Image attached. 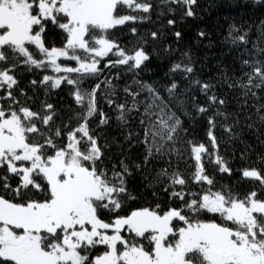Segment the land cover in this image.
Masks as SVG:
<instances>
[{"label": "snow or ice", "instance_id": "6c2138e0", "mask_svg": "<svg viewBox=\"0 0 264 264\" xmlns=\"http://www.w3.org/2000/svg\"><path fill=\"white\" fill-rule=\"evenodd\" d=\"M160 2L185 5L184 14L194 15L192 5L196 0ZM152 7L148 0H0V64L7 65L0 67V91L4 93L0 100L7 102L0 103V170L6 173L0 174V189L12 194L11 198L0 194V264H264V199L258 198L256 191L243 198L231 191H213L214 181L205 171L207 159L220 172L231 173L223 157L217 154L219 146L212 131L215 116L223 113L217 111L215 116L208 117L212 152L203 143L187 142L195 168L190 179L209 187L199 193L185 192L188 180L180 172L169 174L162 169L158 174V178L168 179L170 187L181 186V190L171 193L182 202L180 208L161 212L156 205L154 209L144 207L119 215L126 201L135 199L127 188L128 165L121 161V170L113 169L111 175L98 167L103 152L91 133L89 121L98 113L96 97L101 84L108 90L106 102L115 105L116 118L122 123H127L128 113L143 106L140 124L146 147L144 164L149 158L165 153L181 156L175 147L181 120L169 110V103L153 85L134 80L137 91L126 87L124 92L131 97L130 106L127 101L116 104L109 98L114 94L110 91L114 85L107 78L96 83L91 91L80 87L86 79H98L105 68L126 66L130 72L141 69L150 59L143 47L145 39L141 37L129 52L110 38V33L148 18L121 13L147 14ZM173 23L168 21L169 25ZM50 26L65 34L62 47L46 46ZM232 31L239 30L230 31L231 43H248L247 33L232 36ZM131 32L136 34L137 29L132 27ZM149 35L153 40L158 38L155 31ZM175 35L180 37L179 32ZM253 47L258 55L264 52L258 45ZM109 54L116 59H109L101 68V60ZM61 58L74 61L76 66L62 65ZM188 59L187 64L177 62L169 69V74H179L188 81L184 94L199 87L209 106L224 105L225 101L215 94L208 95L213 85L189 79L194 69ZM21 64L29 66V71L51 69L53 74L43 75L39 82L50 89H59L65 83L73 87L74 101L82 109L76 113L79 121L76 127L62 133L57 126L53 131L50 125L56 113L52 104L42 105L43 115L20 104L13 94L19 82L12 73ZM242 64L250 68L244 73L246 82L238 79L228 87L241 88L245 97L249 93L256 96L253 88L264 90V58L243 60ZM30 83L35 86L37 81ZM178 88V82L173 80L166 92L183 105ZM141 93L147 94L144 99H138ZM20 94L24 95L23 90ZM192 99L195 101L194 96ZM195 107L198 113L208 111L205 106ZM262 110L264 105L257 109L259 119L264 121ZM99 115V124H107L104 113ZM37 122L48 131H42ZM64 128L68 129V125ZM225 130L231 132L230 127ZM62 135L66 142L61 145L56 138ZM10 176L19 180L15 187L9 183ZM242 176L259 182L264 189L260 170L243 169ZM104 212L112 214L110 220L101 218ZM202 214L217 216L219 222L200 219ZM174 222L183 226L174 227ZM99 246L106 250L92 256V250Z\"/></svg>", "mask_w": 264, "mask_h": 264}, {"label": "trees", "instance_id": "16d2710c", "mask_svg": "<svg viewBox=\"0 0 264 264\" xmlns=\"http://www.w3.org/2000/svg\"><path fill=\"white\" fill-rule=\"evenodd\" d=\"M148 2L153 7L147 14L121 13L144 15L148 17L147 19L135 23L130 22L111 30L110 38L130 52L136 42L143 37L146 41L143 47L150 59L137 72L128 71L126 66L105 68L98 79L92 77L84 80L80 85L82 90L91 91L96 83L107 78L114 85V88L110 90L114 94L109 98L113 99L116 104L127 101L130 106L131 97L125 94L124 89L131 87L132 91H137L138 85L133 83L134 80L151 84L169 103V110L175 112L181 120L175 145L180 150L181 156L178 157L175 153H165L162 156L156 155L149 158L148 163L144 164L146 147L143 143L144 130L140 124L143 106L139 111L128 113L127 123H122L116 118L118 112L115 105L110 106L106 102L105 96L108 90L101 84V90L97 92L96 97L98 113L89 121L91 133L97 138L103 152L98 167L105 168L111 175L113 169L121 170V161L127 164L130 172V175L126 177L127 188L129 193L135 197V199L126 201L119 215H128L131 211L144 207L154 209L156 205L160 206L161 212L169 208L182 207V202L171 196L172 191L181 190V186L170 187L166 177L159 176L158 178L162 169H167L169 174L175 171L180 172L188 180V184L184 186L185 192L199 193L209 187L195 184L190 179L195 168L187 142L192 141L196 145L203 143L209 152H212L208 138V117L215 116L217 111L223 113V115L215 116L216 126L212 129L219 146L217 154L223 157L231 173L220 172L217 165L205 159L206 174L214 181L211 186L212 190L231 191L240 198L256 191L258 198L264 199V194H262L264 189L260 187L259 182H253L242 176L243 169L251 168L260 170L264 175V121L259 119L257 112L259 106L264 105V90L253 88L252 91L256 93V96L249 93L245 97L242 95L241 88L228 87L229 84H235L238 79L246 82L247 77L244 73L250 71V68L242 64L243 60L264 58V52L258 55L257 49L253 47L258 45L259 48H264V35H262L264 0L259 3L256 0H196V4L192 5L193 16L184 14L187 11L185 5L162 4L160 0H148ZM169 8L173 10L169 11ZM169 20L175 23L169 25ZM132 27L137 29L136 34L131 32ZM233 28L239 31H232V36L247 33V44L231 43L229 33ZM153 31L158 34L156 40L149 35ZM176 32L180 33L179 38L176 37ZM201 32L204 33L203 36L200 35ZM64 35L62 30L50 26L45 36L46 46L62 47ZM30 50L35 51L34 48ZM185 53L187 57L184 56ZM37 58H39L38 55ZM188 58L194 69L189 79L213 85L208 95L215 94L218 99H223L224 105L209 106L207 96L200 92L199 87H192L187 94H184V90L189 87L188 81L181 79L179 74H169V69L177 62L187 64ZM109 59H116V57L109 54V57L101 60L100 67L103 68ZM60 62L63 65L76 66L74 61H65L63 58ZM6 66L0 64V67ZM28 68L29 66L21 64L12 73L19 82L18 87L13 89V94L20 104L33 111L41 112L42 115L44 114L42 105L52 104L56 113L50 125L53 131L57 126L61 128L62 133L76 127L79 121L75 116L82 109L74 101L73 87L65 83L59 89H50L39 82L43 75H52L51 69L45 71L33 68L29 71ZM72 76L75 78V74ZM32 80L37 81L35 86L30 83ZM173 80L179 84L177 92L180 94L179 99L184 101L183 105L178 104L175 98H170L166 92V87ZM20 90H23L24 95L20 94ZM146 95V93H141L138 99H144ZM193 96L195 101L192 99ZM0 103L6 104L7 102L0 100ZM195 105L208 107V111L198 113ZM99 112H103L108 118L107 124H99ZM65 124L68 125V129L64 128ZM37 126L41 127L42 131H48L38 122ZM226 126L231 128V132L225 130ZM56 142L62 145L66 142V137L62 135L56 138ZM137 165L140 167H136ZM0 174L6 173L0 170ZM9 183L15 187L19 180L17 177L10 176ZM0 194H5L2 189H0ZM5 195L6 198L12 196L11 193ZM185 199L189 197L186 196ZM111 216L112 214L107 212L101 214V218L105 220H110ZM199 218L215 219L219 222V217L212 214H202ZM179 226L183 225L180 222H174V227ZM142 242L145 243L146 248L150 249L151 246L146 241ZM105 250L103 246H99L92 250L91 255H100Z\"/></svg>", "mask_w": 264, "mask_h": 264}, {"label": "rangeland", "instance_id": "374dc122", "mask_svg": "<svg viewBox=\"0 0 264 264\" xmlns=\"http://www.w3.org/2000/svg\"><path fill=\"white\" fill-rule=\"evenodd\" d=\"M60 62V61H59ZM61 63V62H60ZM62 64V63H61ZM63 65V64H62ZM67 65H69V64H67ZM51 74H53L52 72H51ZM3 92L2 91H0V95L2 94Z\"/></svg>", "mask_w": 264, "mask_h": 264}]
</instances>
